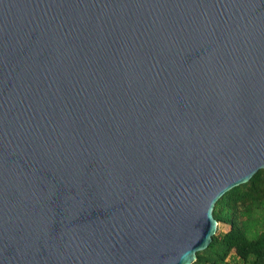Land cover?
I'll list each match as a JSON object with an SVG mask.
<instances>
[{"label":"water","instance_id":"water-1","mask_svg":"<svg viewBox=\"0 0 264 264\" xmlns=\"http://www.w3.org/2000/svg\"><path fill=\"white\" fill-rule=\"evenodd\" d=\"M264 169V0H0V264H191Z\"/></svg>","mask_w":264,"mask_h":264},{"label":"trees","instance_id":"trees-1","mask_svg":"<svg viewBox=\"0 0 264 264\" xmlns=\"http://www.w3.org/2000/svg\"><path fill=\"white\" fill-rule=\"evenodd\" d=\"M213 215L218 222L230 224V228L213 234L209 245L197 251L191 264H229V255L239 264H264L263 168L247 182L226 191L215 202Z\"/></svg>","mask_w":264,"mask_h":264},{"label":"rangeland","instance_id":"rangeland-1","mask_svg":"<svg viewBox=\"0 0 264 264\" xmlns=\"http://www.w3.org/2000/svg\"><path fill=\"white\" fill-rule=\"evenodd\" d=\"M230 228V224L228 223H223V222H218L217 228L214 234H219L226 232ZM230 254H233L232 252ZM226 260L229 262V264H239L237 263V260L235 257H232V255H229Z\"/></svg>","mask_w":264,"mask_h":264}]
</instances>
